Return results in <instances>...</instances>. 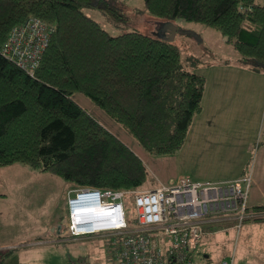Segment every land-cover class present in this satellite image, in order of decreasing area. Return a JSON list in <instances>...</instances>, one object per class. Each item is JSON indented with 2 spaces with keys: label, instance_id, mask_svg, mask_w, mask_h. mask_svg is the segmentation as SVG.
I'll return each instance as SVG.
<instances>
[{
  "label": "trees",
  "instance_id": "obj_1",
  "mask_svg": "<svg viewBox=\"0 0 264 264\" xmlns=\"http://www.w3.org/2000/svg\"><path fill=\"white\" fill-rule=\"evenodd\" d=\"M97 1L0 0V166L25 164L60 176L73 188L142 189L148 178L143 159L73 94L88 96L149 152L170 155L182 148L202 110L206 78L183 67L181 52L164 37L165 31L161 36L140 31L110 34L83 11ZM144 2L162 23L184 19L219 30L244 64L264 71V4ZM97 4L117 18L101 0ZM32 17L52 30L34 74L1 53L11 30ZM127 208L129 223L137 226L135 209ZM254 212L264 214V205ZM13 252L0 250V264Z\"/></svg>",
  "mask_w": 264,
  "mask_h": 264
},
{
  "label": "rangeland",
  "instance_id": "obj_2",
  "mask_svg": "<svg viewBox=\"0 0 264 264\" xmlns=\"http://www.w3.org/2000/svg\"><path fill=\"white\" fill-rule=\"evenodd\" d=\"M257 1L264 4V0ZM97 2L85 7L83 11L112 35L129 31L159 36L164 33V24L148 12L144 0H101L103 5L117 13V18L99 7ZM178 24L181 31H177L171 42L179 48L185 69L200 71L198 68L204 63L241 57L232 44L226 43L219 30L184 19H179ZM245 93V90L241 91L239 102L244 101ZM73 99L146 160L148 178L144 187L125 189L156 188L162 185V178L179 171L181 164L177 154L163 157L149 152L123 125L88 96L76 92ZM262 104L264 113L263 100ZM250 122V115L238 114L233 132H237L236 138L239 141L246 135V127ZM239 141L236 140L234 144L240 145L242 142ZM259 144L260 140L248 157L251 164L248 173L252 175ZM70 188L73 186L60 176L34 170L25 164L0 166V242L4 238L1 235L4 231L7 236L5 242L8 244L0 250L12 249L17 252L21 264H110L108 237L73 238L69 235L67 194ZM134 205L132 201L126 207L134 209ZM252 211L248 206V213L252 216L240 226L234 221L211 225L199 242L196 261L199 264H218L223 259L234 258L236 264H264V219H258L264 214H252Z\"/></svg>",
  "mask_w": 264,
  "mask_h": 264
},
{
  "label": "built area",
  "instance_id": "obj_3",
  "mask_svg": "<svg viewBox=\"0 0 264 264\" xmlns=\"http://www.w3.org/2000/svg\"><path fill=\"white\" fill-rule=\"evenodd\" d=\"M51 34L45 21L32 17L11 30L1 53L34 74ZM251 184L248 173L224 181L181 176L146 190L75 187L67 194L68 233L73 238L108 237L110 264H199L195 254L211 225L234 221L240 226L252 216ZM129 199L135 204L137 226L127 217ZM218 264L236 263L232 258Z\"/></svg>",
  "mask_w": 264,
  "mask_h": 264
},
{
  "label": "crops",
  "instance_id": "obj_4",
  "mask_svg": "<svg viewBox=\"0 0 264 264\" xmlns=\"http://www.w3.org/2000/svg\"><path fill=\"white\" fill-rule=\"evenodd\" d=\"M176 25L179 27V24ZM178 31H181L180 28ZM207 63L200 65V71H196L206 78L202 110L195 117L182 148L175 153L180 157L181 167L160 181L166 184L181 176L195 181H224L242 177L249 171L251 164L248 157L260 140L248 198L249 209L252 208L251 213L254 214L257 206L264 205V99H261L264 96V71L252 69L241 61V57ZM242 90L246 92L245 99L239 102ZM239 113L250 115L251 121L240 141L236 138L237 132H233ZM236 140L242 143L234 144ZM1 235L4 238L0 248L7 247L6 233L2 231ZM3 264H21L18 253L13 252Z\"/></svg>",
  "mask_w": 264,
  "mask_h": 264
},
{
  "label": "water",
  "instance_id": "obj_5",
  "mask_svg": "<svg viewBox=\"0 0 264 264\" xmlns=\"http://www.w3.org/2000/svg\"><path fill=\"white\" fill-rule=\"evenodd\" d=\"M163 24V30L165 31L164 37L170 41L173 40L178 31V26L171 21L164 22Z\"/></svg>",
  "mask_w": 264,
  "mask_h": 264
}]
</instances>
